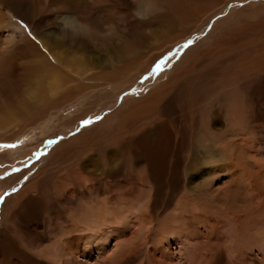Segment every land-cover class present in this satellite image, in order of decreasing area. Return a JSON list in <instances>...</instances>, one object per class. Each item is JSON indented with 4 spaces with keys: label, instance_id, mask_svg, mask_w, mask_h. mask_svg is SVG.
Returning a JSON list of instances; mask_svg holds the SVG:
<instances>
[{
    "label": "rangeland",
    "instance_id": "rangeland-1",
    "mask_svg": "<svg viewBox=\"0 0 264 264\" xmlns=\"http://www.w3.org/2000/svg\"><path fill=\"white\" fill-rule=\"evenodd\" d=\"M244 6L246 3L241 7ZM223 7L224 10L227 9V6ZM7 10L9 11L4 8V11ZM231 11H225L226 15ZM21 15L12 18L18 30L10 28L7 29L8 33L5 30L2 32L6 39L3 38L0 42L1 106L5 93L21 95L27 89L17 79L20 71H16L20 65L18 52L21 47L24 49V43L23 46L16 45L13 36L19 38L24 33L30 41L38 44L43 54L49 55L31 24ZM226 15L211 22L205 32L193 40L206 36L213 24L223 20ZM16 41L21 42V39ZM179 44L168 51L180 52L182 55L190 43L184 40ZM78 54L83 52L78 51ZM171 56L170 53L159 56L141 72L137 81L114 90L109 96L96 102L82 118L67 127L65 123L69 122L68 118L61 115L57 121L41 124L35 134H31L34 129L20 134L14 141L0 140V185L20 177L16 186L13 184V187H6L0 192V218L2 215L1 219L4 221L5 212L11 210L17 194L32 181L39 182L38 188L23 196L18 205L20 222L31 229L25 231L28 238L24 235V230L19 232L15 229L14 236L18 240L24 237V240L27 239L32 245L39 247L38 251H43L40 257L42 263L48 264L49 261L44 259L45 254L51 246H55L58 264L72 260L73 264H117V259L121 257L122 261L126 260V263L123 261L124 264H158L160 261L157 260L161 258L171 264H218L219 256L226 264H264L263 135H252V150L248 154L242 149L225 146V141L223 145L219 143L222 147L215 150L216 162L211 165L213 171L210 174L208 172L209 175L204 180L198 181L202 183L200 188L192 190L188 182L190 173L186 167L194 157V152L198 150L204 154L206 146L210 145L208 140L203 139L202 132L193 131L191 112L196 113L200 106L207 110L208 101L215 96L216 100H220L215 109L223 120L220 123L222 126L214 128V119L207 117L206 110L195 117L200 121L198 125H208L210 121L211 128L208 133L221 136L228 133L229 126L233 127L237 136L239 133V127H235L237 122L239 124L238 118L228 115L230 106L225 103L224 98L227 97L229 82L222 79L221 73L201 75L198 81L188 82L180 91L176 90V101L166 102L156 113L132 119V125H129L133 128L127 125L120 129L117 126L120 120L117 121L118 116L113 115H117L120 108L144 100L168 81L175 64L170 63ZM65 57L70 60L72 58ZM56 61L51 60L55 68L66 67L60 60ZM144 68L142 66L140 71ZM176 117L182 120L187 134L182 146L184 151L180 150V155L173 151L175 138L171 142L165 139L153 140L148 135L141 136L144 129L161 122H168L176 128ZM235 139L239 140L240 136ZM71 140L75 141L77 147H83L81 150L86 154L82 152L77 157L71 156L66 163L46 168L52 153L57 149L63 150L65 144L68 146L67 143ZM132 152L139 155L140 161L133 158ZM228 157L232 158L231 162ZM179 162L182 169L180 187L177 186L174 172V167ZM42 168L49 170L40 175ZM193 198L198 199L195 200L199 201L200 208L194 205ZM38 214V232L43 234L39 241L29 236ZM53 230L56 231L54 239ZM68 241L71 242L69 246ZM69 247L75 253L74 257L69 255ZM28 251L35 252L31 248Z\"/></svg>",
    "mask_w": 264,
    "mask_h": 264
},
{
    "label": "bare ground",
    "instance_id": "bare-ground-1",
    "mask_svg": "<svg viewBox=\"0 0 264 264\" xmlns=\"http://www.w3.org/2000/svg\"><path fill=\"white\" fill-rule=\"evenodd\" d=\"M245 3L246 6L241 7ZM223 6H227V9L232 11L226 15L225 11L228 10H224ZM238 7L241 8L236 9ZM4 8H8L9 11H4ZM20 14L31 24L35 35L49 51V55L43 54L38 44L30 41L24 33H21L19 38L13 36L16 45L20 46L24 43V49L21 47L18 52L20 65L19 70L16 71H20L17 79H20L19 81H22L27 89L21 94L22 97L14 95L15 93L13 95L5 93L3 106L0 103V140L14 141L20 134L34 129L31 134H35L41 124L57 121L61 115L68 118L66 127L71 125L105 96L137 81L152 62L162 54L168 53L172 55L170 63L175 62L168 81L151 92L144 100L135 101L130 106L125 105L120 108L117 115H113L118 116L117 121L120 120V124L116 125L120 129L131 124L135 117L156 113L166 102L176 101L178 97L176 90L180 91L188 82L198 81L201 75L221 73L222 79L229 82V90L224 101L230 106L227 107L228 115L238 118L239 124L237 122L235 127H239V133H237L240 139H235L238 136L233 131V127L229 126L228 133H223L221 136L213 132L208 133L211 128L210 121L208 125L204 123L198 125L200 121L195 117L206 110V107L200 106L196 113L191 112L193 131L202 132L203 139L210 142L204 154L198 150L194 152V157L186 167L187 172L190 173L188 182L192 190H198L202 184L198 181L204 180L213 171L211 165L216 162L215 150L217 147H222L219 143L222 144L225 141V146L242 149L248 154L252 150V135L261 134L264 137V0H0V42L3 38L6 39L2 34L4 30L5 32L10 28L18 30L12 18ZM222 15L226 16L220 22L214 23L206 36L193 40L194 37L204 33L210 23L217 21ZM65 24L74 25L78 31L73 33L64 27ZM16 39H21V42ZM184 40L191 43L182 55L180 52L168 51ZM78 51L87 55H79ZM65 53L68 58L72 57L71 60L64 56ZM57 59L66 66L64 69L54 67L51 60L57 62ZM142 66L145 68L140 71ZM217 102L220 100H216L214 96L208 101L209 107L206 110L207 117L214 119L212 123L214 128L223 122L215 109ZM178 119L176 117L174 121L176 128L170 126L168 122L160 121V124L154 126L149 124L152 127H145L141 136L148 135L153 140L165 139L171 142H174L172 140L175 138L173 151L180 155L181 151H184L182 146L187 134L182 120ZM74 142L69 141L67 143L69 145L65 144L63 150H55L46 168L50 169L64 163L71 156L81 155L83 147L79 145L77 147ZM83 153L86 154V152ZM133 158L140 161L136 153H133ZM228 159L232 161L231 157ZM180 163L174 167L175 179L179 187L182 183ZM49 169L42 168L39 174L44 175ZM153 176L155 178V173ZM19 178H12L1 184L0 192L6 187H13V184L16 186ZM38 185V181H32L15 196L11 210L5 212V222L1 219V215L0 264H44L40 261L43 251H38L39 247H35L27 239L24 240L23 236L21 240L14 236L15 229L19 232L24 230L23 233L28 238L25 231L31 229L20 222L18 205L22 197L28 195L31 190H36ZM197 198H193L194 205L200 208L199 201L195 200ZM39 220L38 214L34 220L32 234L29 235L38 241L43 237V234L38 232ZM55 233L56 231L53 230V239ZM67 243L68 246L71 245L70 241ZM29 248L35 252H29ZM49 250L44 259L49 261L48 264H58L56 247L51 246ZM71 250L70 248L69 255L74 257L75 253ZM118 259L117 264H124L123 261H126H122V257ZM161 259L157 261L163 262L162 264H171L168 260ZM218 259V264H226L221 256ZM73 263L72 260L65 264Z\"/></svg>",
    "mask_w": 264,
    "mask_h": 264
},
{
    "label": "clouds",
    "instance_id": "clouds-1",
    "mask_svg": "<svg viewBox=\"0 0 264 264\" xmlns=\"http://www.w3.org/2000/svg\"><path fill=\"white\" fill-rule=\"evenodd\" d=\"M64 27L67 28V29H69L73 33H76L78 31V29L74 25H72V24H65Z\"/></svg>",
    "mask_w": 264,
    "mask_h": 264
},
{
    "label": "snow or ice",
    "instance_id": "snow-or-ice-1",
    "mask_svg": "<svg viewBox=\"0 0 264 264\" xmlns=\"http://www.w3.org/2000/svg\"><path fill=\"white\" fill-rule=\"evenodd\" d=\"M189 43H191V41H189ZM5 147H9L8 145H5ZM0 199H2V197H0Z\"/></svg>",
    "mask_w": 264,
    "mask_h": 264
}]
</instances>
